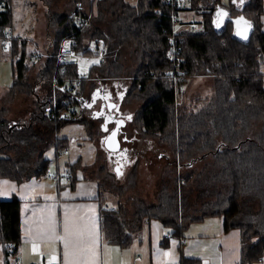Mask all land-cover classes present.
I'll list each match as a JSON object with an SVG mask.
<instances>
[{
  "label": "trees",
  "instance_id": "1",
  "mask_svg": "<svg viewBox=\"0 0 264 264\" xmlns=\"http://www.w3.org/2000/svg\"><path fill=\"white\" fill-rule=\"evenodd\" d=\"M14 1L0 0V41H10L15 60L11 91L15 95L29 94L35 112L29 120H11L6 117V109L1 111L0 180L22 183L46 177L52 167L46 152L55 148L58 162L61 151L68 149V140L58 133L77 120L76 106L87 82L103 65L95 66L89 77H81L76 62L61 64L56 60L60 45L74 38V49L82 55L96 54L104 45L111 50L109 56H118V47L131 44L140 61L130 76L132 83L126 96L127 101L142 103L135 125L145 139L166 147L170 155L166 156L151 204H142L130 213L122 201L108 208V196L101 194L100 228L105 241L126 248L150 220L161 222L174 238L184 239L192 223L219 217L224 218L227 230L242 232L241 264L264 260L263 0H229L227 4L222 0H185V17L193 14L201 18L202 30H180L177 34H173L171 16L180 15V11L165 0H137L134 5L115 0L114 10H109L114 0H95L98 15L81 30L75 23L88 15L78 3L73 13L51 17L56 34L38 82L30 80L33 65L26 61L23 49L27 43L6 36L7 29L13 27ZM102 16L105 25L113 29L111 36L94 29V22ZM240 24L250 26L248 39L237 36ZM171 39L178 48V65L169 55ZM121 61L112 62L110 77L128 74ZM179 71L185 75L175 82L171 73ZM200 76L215 79L212 97H204L202 101L207 102L201 108L177 117L179 92ZM29 111L27 107L25 116ZM67 166L66 172L72 177L70 187L74 188L80 166ZM180 167L185 169L182 174ZM21 243V201L16 197L0 200V246L6 259L17 253ZM181 264L200 263L183 257Z\"/></svg>",
  "mask_w": 264,
  "mask_h": 264
},
{
  "label": "rangeland",
  "instance_id": "2",
  "mask_svg": "<svg viewBox=\"0 0 264 264\" xmlns=\"http://www.w3.org/2000/svg\"><path fill=\"white\" fill-rule=\"evenodd\" d=\"M90 2L93 0L14 1L13 25L16 30L14 37L28 40L26 61L33 65L30 74L31 82L39 81L40 70L53 49L51 44L55 38L56 28L51 24V17L73 13L77 4L81 3L79 7L83 13L89 16L91 22L92 18L98 15V9L95 7L94 0L93 12L91 13ZM125 2L134 4L136 0H125ZM222 2L227 4L229 0H222ZM104 8L106 9V6ZM115 8L116 2L114 0L111 2L109 10ZM184 15L185 12L181 13L180 16L185 20L196 19L200 21L201 19L193 14H188L189 18ZM104 18L105 16L99 17L94 22V29H100L105 32L106 36L109 34L111 36L113 29L111 26L105 25L106 20ZM109 19L107 20L109 21ZM239 26L241 28L236 34L239 38H244L245 31L250 26L247 24H240ZM64 43L73 48L75 46L74 42L72 44L71 41ZM91 46L94 47V43ZM102 47L105 48L104 52L101 51ZM118 48V56L116 53L109 56L111 50L104 45L100 46L96 54L93 55H82L79 52L80 57L76 63L81 77H89L91 70L101 63L104 69L99 68L88 80L85 92L80 98V104L76 106L74 118L77 120L62 127L58 133L59 137L68 140L70 154H60L57 162V151L55 148H50L45 156L52 161L51 165L54 172L59 173L60 183L67 181L65 179L68 173L66 170H69L67 163H78L80 166L77 172L78 178L83 180L84 186H94V184L96 187L100 186L99 190L92 188V190L85 192L101 193L108 196L111 202L110 207H115L118 201H122L128 211L134 213L139 210L142 204L148 205L154 201L156 191L159 188L161 172L167 161L166 156L170 155V151L154 140L145 139L143 134L138 131L135 120L142 103L127 101L126 96L131 88L132 74L140 64L139 54L131 44ZM119 58H122L121 62L128 74L123 73L126 76L112 78L109 75L111 64ZM13 61L15 60L11 57L10 48L0 41V116L1 111L6 109L8 111L6 117L11 120H29L32 117V111L35 112L34 99L27 93L19 95L12 93L11 87L14 83ZM188 83L189 85H187ZM188 83L179 92L176 102V106L179 108L177 117L201 108L207 102L202 101V99H206L204 98L206 96L212 97L211 93L216 82L213 77L200 76L191 79ZM75 93L76 90L73 94ZM27 107L30 111L25 116ZM122 118L128 123L123 132H120L122 147L118 151H110L105 147L106 141L118 126L122 127L120 125ZM180 168L179 171L182 174L185 169ZM55 181L57 182V180ZM48 182L54 185L52 180ZM181 184L184 183L181 182Z\"/></svg>",
  "mask_w": 264,
  "mask_h": 264
},
{
  "label": "crops",
  "instance_id": "3",
  "mask_svg": "<svg viewBox=\"0 0 264 264\" xmlns=\"http://www.w3.org/2000/svg\"><path fill=\"white\" fill-rule=\"evenodd\" d=\"M262 23L264 30V13ZM240 28L237 27V31ZM15 31L13 25V37ZM250 33L251 28H247L246 39ZM21 40L28 44L27 39ZM23 49L26 46L23 45ZM122 121L125 124L120 132L128 124L124 118ZM60 178L51 167L46 177L22 183L0 180V200L16 197L21 201L22 228V243L17 253L6 259L4 248L0 246V264H181L183 257L196 259L200 264H241L242 232L227 230L224 218L219 217L192 223L184 239L174 238L161 222L150 220L128 247L109 244L100 228L101 193L85 192L92 188L99 190L100 186L85 187L78 178L71 188L68 174L64 177L66 182L60 183ZM47 180H52L54 185ZM110 203L108 199V208ZM256 264H264V261Z\"/></svg>",
  "mask_w": 264,
  "mask_h": 264
},
{
  "label": "built area",
  "instance_id": "4",
  "mask_svg": "<svg viewBox=\"0 0 264 264\" xmlns=\"http://www.w3.org/2000/svg\"><path fill=\"white\" fill-rule=\"evenodd\" d=\"M167 2L168 5L178 9V11H180V15L181 13L184 12V9L186 7V3L185 0H165ZM180 15H177L176 13L172 14V20L174 22V30H173V34H177L180 30H185L191 33H196L198 31H200V21L196 20V19H190V20H185L183 19ZM90 22V18L89 16L86 18H83L79 21H77L75 23V26L81 30L82 28L86 27ZM7 38H11L12 36V28H8L7 29V33H6ZM67 41H71L74 42L75 44V39H68ZM66 42V41H65ZM73 44V43H72ZM8 45V48H10L11 43L10 41H8L6 43V46ZM170 45H171V49L169 51V55L171 56V59L173 61H176L177 65L180 62V59L178 58V48L176 47V42L171 39L170 41ZM80 57V53L78 51H76L71 45H67L66 43H62L58 49V52L55 55L56 60L61 63V64H70L73 62H76L77 59ZM185 75V73L183 72H172L171 76L173 78V80L175 82H178L180 76ZM64 155H69L70 151L69 149H66L62 152ZM69 175H68V179H69ZM182 183H184V181H182ZM264 260H260L259 262H262ZM46 264H54L53 262H49Z\"/></svg>",
  "mask_w": 264,
  "mask_h": 264
},
{
  "label": "water",
  "instance_id": "5",
  "mask_svg": "<svg viewBox=\"0 0 264 264\" xmlns=\"http://www.w3.org/2000/svg\"><path fill=\"white\" fill-rule=\"evenodd\" d=\"M125 124L124 121H122V123L120 125ZM15 126V125H14ZM120 129L121 127L118 126L113 132L112 134L108 137L105 147L110 150V151H118L119 149H121V141L119 138V133H120Z\"/></svg>",
  "mask_w": 264,
  "mask_h": 264
},
{
  "label": "snow or ice",
  "instance_id": "6",
  "mask_svg": "<svg viewBox=\"0 0 264 264\" xmlns=\"http://www.w3.org/2000/svg\"><path fill=\"white\" fill-rule=\"evenodd\" d=\"M222 15H227V13H223ZM237 23L239 24L240 23V21H237ZM239 34V33H238ZM244 38L246 39L247 38V36L245 35L244 36Z\"/></svg>",
  "mask_w": 264,
  "mask_h": 264
},
{
  "label": "flooded vegetation",
  "instance_id": "7",
  "mask_svg": "<svg viewBox=\"0 0 264 264\" xmlns=\"http://www.w3.org/2000/svg\"><path fill=\"white\" fill-rule=\"evenodd\" d=\"M121 132H123V129H122V131Z\"/></svg>",
  "mask_w": 264,
  "mask_h": 264
}]
</instances>
